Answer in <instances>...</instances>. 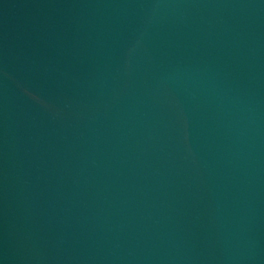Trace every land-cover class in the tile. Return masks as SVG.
I'll return each instance as SVG.
<instances>
[{
  "label": "water",
  "instance_id": "95a60500",
  "mask_svg": "<svg viewBox=\"0 0 264 264\" xmlns=\"http://www.w3.org/2000/svg\"><path fill=\"white\" fill-rule=\"evenodd\" d=\"M0 264H264V0H0Z\"/></svg>",
  "mask_w": 264,
  "mask_h": 264
}]
</instances>
